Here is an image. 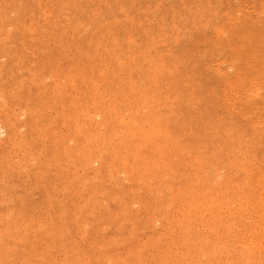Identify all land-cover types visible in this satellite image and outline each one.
Returning a JSON list of instances; mask_svg holds the SVG:
<instances>
[{"label":"rangeland","instance_id":"obj_1","mask_svg":"<svg viewBox=\"0 0 264 264\" xmlns=\"http://www.w3.org/2000/svg\"><path fill=\"white\" fill-rule=\"evenodd\" d=\"M0 264H264V0H0Z\"/></svg>","mask_w":264,"mask_h":264}]
</instances>
